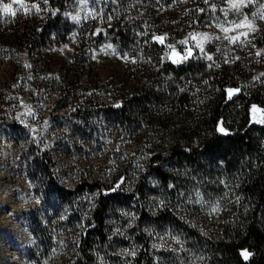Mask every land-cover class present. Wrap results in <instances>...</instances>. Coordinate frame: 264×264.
Wrapping results in <instances>:
<instances>
[{"label":"rangeland","instance_id":"1","mask_svg":"<svg viewBox=\"0 0 264 264\" xmlns=\"http://www.w3.org/2000/svg\"><path fill=\"white\" fill-rule=\"evenodd\" d=\"M4 3L12 4L13 11L5 13L0 8V34L11 38L20 34L24 30L15 23L26 15L41 21L58 18L59 33L41 40V48L33 51L19 40L11 43L0 38V84L14 74L21 78L17 126L12 133L0 135V264H62L78 233V224L68 222V216H90L98 196L85 184L100 175L111 179L113 166L133 156L135 146L127 135L115 141L110 117L76 120L69 114L75 107L58 102L65 69L70 75L79 71L84 89L108 81L117 93L120 81L114 79L127 73L131 62L142 59L140 47L156 43L162 60L174 64L192 60L208 78L215 72L226 73L228 98L241 91L246 96L264 82V0H174L169 4L159 0H0V5ZM191 8L195 9L189 13ZM121 25L131 35H118ZM145 50L151 51L150 46ZM79 60L81 67H76ZM198 78V73H187L181 80L195 84L193 79ZM128 80L137 83L131 75ZM102 102L120 101L106 93ZM249 109L251 122L264 125V110L255 103ZM76 121L82 122L80 128L86 134L92 129L94 137L85 135L83 140L76 134L71 125ZM42 150L53 160L52 166L46 168L40 162ZM146 156L134 157L133 171L124 178L129 191ZM104 157L113 162L101 163ZM153 184L156 180L148 178L147 185ZM77 186L76 194H84L81 203L69 201L63 191ZM144 206L154 216L157 205L152 196ZM127 225L130 229L136 225L134 218ZM203 226L208 230V222ZM146 232L156 260L159 253L176 250L177 241L168 232L159 234L151 228ZM130 254L134 256L136 248ZM241 254L245 259L250 256L246 250Z\"/></svg>","mask_w":264,"mask_h":264},{"label":"trees","instance_id":"2","mask_svg":"<svg viewBox=\"0 0 264 264\" xmlns=\"http://www.w3.org/2000/svg\"><path fill=\"white\" fill-rule=\"evenodd\" d=\"M41 20L26 15L15 23L24 31L0 38L38 50L41 40L59 33L58 18ZM120 27L118 35H131L126 25ZM137 27L134 23L132 29ZM149 46L151 51L145 50ZM140 48L142 59L114 79L120 81L117 93L108 81L84 89L78 70L76 75L63 71L66 78L58 102L75 107L69 114L81 121L110 117L115 141L127 135L135 148L131 158L113 166L111 179L100 175L85 184L98 196L90 216H68V222L78 224V233L62 264H264V125L251 122L249 109L255 103L264 110V82L246 96L241 91L228 98L226 73L208 78L192 60L181 64L162 60L156 43ZM81 63L77 61L76 67ZM187 73L200 78L193 79L195 84L182 82ZM130 75L137 83L129 82ZM20 79L14 74L0 84V135L17 126ZM106 93L120 102L105 105ZM81 121L71 124L72 130L83 140L85 135L94 137L92 129L88 134L81 131ZM143 153L146 159L129 191L124 178L133 171L134 157ZM40 158L46 168L54 163L45 150ZM111 162L104 157L101 163ZM148 178L156 184L148 186ZM78 188L63 190L69 201H83L84 194H76ZM149 195L157 205L154 216L144 206ZM132 218L136 225L130 229ZM205 222L208 230L202 228ZM146 228L168 232L177 241L176 250L159 253L156 260ZM133 248L136 254L131 256ZM243 250L250 253L248 259Z\"/></svg>","mask_w":264,"mask_h":264},{"label":"snow or ice","instance_id":"3","mask_svg":"<svg viewBox=\"0 0 264 264\" xmlns=\"http://www.w3.org/2000/svg\"><path fill=\"white\" fill-rule=\"evenodd\" d=\"M0 8H2V10L5 13H12V11H13L12 4H9V3H4V4L0 5Z\"/></svg>","mask_w":264,"mask_h":264}]
</instances>
